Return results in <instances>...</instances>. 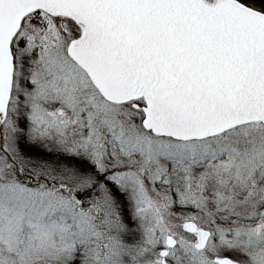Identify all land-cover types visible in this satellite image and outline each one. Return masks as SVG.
<instances>
[{
	"label": "snow or ice",
	"instance_id": "6c2138e0",
	"mask_svg": "<svg viewBox=\"0 0 264 264\" xmlns=\"http://www.w3.org/2000/svg\"><path fill=\"white\" fill-rule=\"evenodd\" d=\"M0 264H264V0H0Z\"/></svg>",
	"mask_w": 264,
	"mask_h": 264
}]
</instances>
